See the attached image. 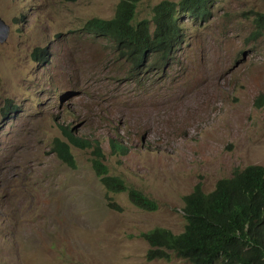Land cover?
<instances>
[{"label": "rangeland", "instance_id": "374dc122", "mask_svg": "<svg viewBox=\"0 0 264 264\" xmlns=\"http://www.w3.org/2000/svg\"><path fill=\"white\" fill-rule=\"evenodd\" d=\"M119 0H0V264H191L147 260L141 233L183 230V196L250 164L264 168V0H214L207 19L180 16L174 59L132 77L111 44L82 31ZM161 0H140L136 19ZM178 1V0H171ZM35 47L45 60L32 57ZM17 106L4 113L5 101ZM97 141L108 174L157 207L112 192L91 148L74 166L51 150L60 126ZM115 137L128 147L111 154ZM108 202L120 210L112 209Z\"/></svg>", "mask_w": 264, "mask_h": 264}, {"label": "trees", "instance_id": "16d2710c", "mask_svg": "<svg viewBox=\"0 0 264 264\" xmlns=\"http://www.w3.org/2000/svg\"><path fill=\"white\" fill-rule=\"evenodd\" d=\"M139 2L119 0L111 18L91 17L82 25V31L111 44L115 57L126 62L132 77L172 61L175 50L184 41L180 16L207 19L214 0H161L152 7L150 18L137 20ZM254 16L256 30L264 31V14L257 12ZM31 54L36 61L45 60L44 48L35 47ZM255 104L263 105L264 95H259ZM16 108L7 99L3 112ZM60 128L66 141L55 138L51 150L64 163L74 166L68 143L93 147L96 157L91 160L92 167L109 191H127L135 206L146 210L156 208L153 200L126 186L119 177L108 174L97 141L93 144L73 135L67 127ZM112 141L111 154L116 149L122 154L127 152L126 146ZM183 201L185 224L180 233L155 227L141 234L149 244L147 260L168 259L171 251L191 264H264V168L261 165L235 170L231 176L217 180L207 193L197 182ZM108 206L120 210L115 203L108 202Z\"/></svg>", "mask_w": 264, "mask_h": 264}, {"label": "clouds", "instance_id": "9594fccd", "mask_svg": "<svg viewBox=\"0 0 264 264\" xmlns=\"http://www.w3.org/2000/svg\"><path fill=\"white\" fill-rule=\"evenodd\" d=\"M183 16H185V17H189L188 15H183ZM1 18V17H0ZM2 19V18H1ZM3 20V19H2ZM4 21V20H3ZM4 23H5V21H4ZM5 25H7L6 23H5ZM182 25H183V21H182ZM8 26V25H7ZM7 32H8V30H7ZM7 34V33H6ZM6 36V35H5ZM2 33H1V38H2V40H3V38L5 37ZM256 106H260V104L258 105V104H256ZM262 106V105H261ZM61 126H63V125H61ZM63 127H67V126H63ZM68 128V127H67ZM69 130H70V128H68ZM71 131V130H70ZM62 132V131H61ZM72 132V131H71ZM73 135H75V134H73ZM78 137H80V136H78ZM83 138V137H82ZM86 139V138H85ZM86 140H89V139H86ZM111 140H114L117 144H120V145H124L123 143H121V142H119V141H117V139L115 138V137H112L111 138ZM90 142H92L93 144L95 143L94 141H91V140H89ZM124 146H126V145H124ZM127 147V146H126ZM86 148H91V149H93V147H86ZM127 151H128V147H127ZM251 165V164H250ZM254 165H257V164H254ZM244 168V167H243ZM232 175V174H231ZM230 175V176H231ZM224 178V177H223ZM221 179V178H220ZM219 180V179H218ZM216 183V182H215ZM215 186V185H214ZM214 188V187H213ZM193 190V189H192ZM203 190V189H202ZM210 192V191H209ZM190 193V192H189ZM188 193V194H189ZM207 193V192H206ZM187 195V194H186ZM185 196V195H184ZM183 196V197H184ZM156 204V203H155ZM183 205H184V201H183ZM156 207H157V205H156ZM183 207V206H182ZM184 216V215H183ZM184 228V227H183ZM152 230V229H151ZM146 232H148V231H146ZM172 232V231H171ZM144 233V232H143ZM173 233V232H172ZM180 233V232H179ZM142 234V233H141ZM174 234H178V233H174ZM142 236V235H141ZM143 237V236H142ZM144 238V237H143ZM145 239V238H144ZM146 240V239H145ZM146 242H147V240H146ZM148 243V242H147ZM149 245V244H148ZM149 248V247H148ZM148 250V249H147ZM147 252V251H146ZM145 257H146V253H145ZM155 260V259H154ZM151 261V260H150Z\"/></svg>", "mask_w": 264, "mask_h": 264}, {"label": "water", "instance_id": "95a60500", "mask_svg": "<svg viewBox=\"0 0 264 264\" xmlns=\"http://www.w3.org/2000/svg\"><path fill=\"white\" fill-rule=\"evenodd\" d=\"M7 30H8V26L5 25L4 21L0 18V41L2 40L1 33L5 36Z\"/></svg>", "mask_w": 264, "mask_h": 264}, {"label": "bare ground", "instance_id": "6f19581e", "mask_svg": "<svg viewBox=\"0 0 264 264\" xmlns=\"http://www.w3.org/2000/svg\"><path fill=\"white\" fill-rule=\"evenodd\" d=\"M150 55V54H149Z\"/></svg>", "mask_w": 264, "mask_h": 264}]
</instances>
